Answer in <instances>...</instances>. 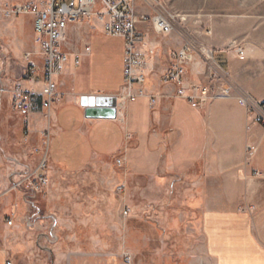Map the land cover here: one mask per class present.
I'll list each match as a JSON object with an SVG mask.
<instances>
[{
    "label": "crops",
    "instance_id": "crops-1",
    "mask_svg": "<svg viewBox=\"0 0 264 264\" xmlns=\"http://www.w3.org/2000/svg\"><path fill=\"white\" fill-rule=\"evenodd\" d=\"M30 18L29 41L21 56L34 50ZM253 24L229 21L223 36L202 43L212 47L219 65L215 69L221 82L214 85L229 87L233 95L250 96L258 105L264 102V20ZM137 27L157 47L148 59L150 71L143 85L147 96L121 104L115 100V118H86L79 101L84 95L115 99L123 84V41L111 37L114 44H94L92 38L104 34L95 21L82 23L75 35L77 48L78 38H83L90 52L80 57L78 65L69 58L57 77L60 98L49 109L37 100L24 114L11 108L8 94H0V264L7 260L12 264H127V255L131 264H264V125L254 122L233 98L195 108L177 97L175 84L160 82V76L169 66V50L194 39L183 28L157 36L142 21H137ZM239 39L256 41L258 49L245 57L224 51ZM6 46L8 51L10 44ZM209 74L205 64L194 63L185 78L206 84ZM0 79L13 84L20 78L12 79L6 68H0ZM22 85L33 90L41 86L27 81ZM257 112L264 118V111L257 108ZM45 130L49 133L47 176L49 170L104 172L102 177L110 176L112 186L123 192L125 215L164 198L163 231L149 221L146 233L139 225L143 214H133L131 225L115 228V235L124 236L121 243L109 246L70 217L47 215V190L35 200L44 217L27 230L23 217L30 206L20 191L10 189V183L20 172L36 168ZM212 170L216 174H208ZM207 186L219 190L204 194ZM185 187L194 194L184 195ZM8 218L15 226L6 224ZM50 220L56 235L52 244L44 237ZM79 229L86 238L78 237ZM160 235L165 236L164 244H157ZM167 235H181L183 241L169 244ZM131 236L136 239L130 240ZM189 240L194 244L189 245Z\"/></svg>",
    "mask_w": 264,
    "mask_h": 264
},
{
    "label": "built area",
    "instance_id": "built-area-1",
    "mask_svg": "<svg viewBox=\"0 0 264 264\" xmlns=\"http://www.w3.org/2000/svg\"><path fill=\"white\" fill-rule=\"evenodd\" d=\"M6 13L32 17L34 50H25L22 55L24 70L19 81L8 84L0 79V94H8L11 108L24 114L32 110L37 100L43 109H49L54 101L59 100L57 77L63 73L69 58L73 57L74 64L78 65L80 57L89 54V43L78 38L80 48H77V37L74 39L82 23L98 22L105 35L123 41V84L114 96L121 104L147 96L143 85L150 71L148 59L154 56L157 49L153 42L145 40L144 33L137 27V21L144 22L155 35L167 36L181 28L187 19L185 14L168 10L161 0L27 1L10 6ZM226 51L234 52L239 57L246 56V49L238 44L231 43ZM168 59L169 66L161 74L160 82L175 84L177 97L195 108H201L210 101L233 98L252 116L254 122L264 125V118L257 112V108L264 111V102L255 105L250 96L233 95L229 87L214 85L221 81L215 69L219 65L214 59L212 48L185 42L179 48L169 50ZM194 63H203L210 70L208 83L186 80L187 68ZM24 81L38 83L40 89H25L22 85ZM155 101V98H150L151 105ZM114 108L117 113L116 105ZM24 123L27 127L26 119ZM48 137V130L43 131L44 150L36 168L20 172L17 177H12L10 183V189L20 191L24 202L30 206L29 212L23 217V226L27 230L35 228L44 217L35 200L37 196L46 194L49 183L46 149ZM254 174L259 175L260 172ZM6 224L15 226L12 218H8ZM44 237L48 244L56 241L53 223L46 226ZM125 258L126 263L131 264L130 255ZM5 264L12 262L7 260Z\"/></svg>",
    "mask_w": 264,
    "mask_h": 264
},
{
    "label": "rangeland",
    "instance_id": "rangeland-1",
    "mask_svg": "<svg viewBox=\"0 0 264 264\" xmlns=\"http://www.w3.org/2000/svg\"><path fill=\"white\" fill-rule=\"evenodd\" d=\"M39 0H0V68H6L12 79H19L23 73V60L21 52L23 47L29 41V23L30 15H9L6 10L16 3ZM163 5L170 11L187 15V19L183 26L187 35L194 40L189 42L196 45L203 44L204 39L210 40L216 35L223 36L224 30L227 28L229 21L233 24L243 26V22L259 23L264 20V0H161ZM99 34L98 38H92L94 44L96 42H108L114 44L113 39L105 34ZM10 49L5 51L7 44ZM246 49L247 55L250 51L258 49V44L254 40L239 39L233 42ZM207 47L211 46L204 44ZM230 45V44H229ZM228 45V46H229ZM226 46L224 51L227 52ZM9 48V47H8ZM18 131V130H17ZM25 135V134H24ZM218 157V156H217ZM214 164V162H213ZM215 171H208V174ZM104 172L97 170H83L75 174L64 172L48 171V189L46 197V213H53L63 218H71L76 226H80L87 230H91L92 237L105 241L109 246L117 242L121 243V235H115V228L131 225V216L133 214H143V218L139 223L147 233V222L152 221L159 226L160 230L166 227V223L162 218L164 198L158 204L152 205L145 203L135 207L129 215L123 212L122 194L112 186L111 177H102ZM106 173V172H105ZM222 174L225 172H217ZM221 177V175H220ZM184 195L191 194V187H185ZM219 187H205L204 194L215 193ZM168 191V190H167ZM221 191V188H220ZM141 201V199H140ZM123 206V207H122ZM171 211V210H169ZM70 213V215H69ZM150 219H149V218ZM143 220V221H142ZM50 224L52 220L48 221ZM92 227V229L86 227ZM78 237L86 238L82 235ZM163 231V230H162ZM126 238V237H125ZM181 235H167L168 243L178 244L182 242ZM136 236H131L133 241ZM131 241V242H132ZM165 236H157V244H164ZM194 244L193 240H189V245ZM146 251H140V254H146ZM146 259V255L143 256ZM132 261V258H131Z\"/></svg>",
    "mask_w": 264,
    "mask_h": 264
},
{
    "label": "water",
    "instance_id": "water-1",
    "mask_svg": "<svg viewBox=\"0 0 264 264\" xmlns=\"http://www.w3.org/2000/svg\"><path fill=\"white\" fill-rule=\"evenodd\" d=\"M80 105L84 107V115L86 118H115L116 110L114 108L115 99L95 96H81Z\"/></svg>",
    "mask_w": 264,
    "mask_h": 264
}]
</instances>
